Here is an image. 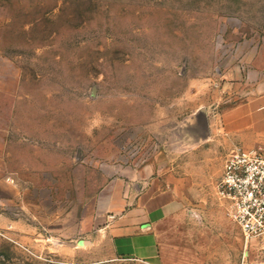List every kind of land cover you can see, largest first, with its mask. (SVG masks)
Listing matches in <instances>:
<instances>
[{
	"label": "rangeland",
	"instance_id": "1",
	"mask_svg": "<svg viewBox=\"0 0 264 264\" xmlns=\"http://www.w3.org/2000/svg\"><path fill=\"white\" fill-rule=\"evenodd\" d=\"M260 81L264 0H0V264H264L216 195L232 148L264 155V119L222 121ZM167 169L153 263L87 238Z\"/></svg>",
	"mask_w": 264,
	"mask_h": 264
},
{
	"label": "crops",
	"instance_id": "2",
	"mask_svg": "<svg viewBox=\"0 0 264 264\" xmlns=\"http://www.w3.org/2000/svg\"><path fill=\"white\" fill-rule=\"evenodd\" d=\"M256 86L258 90L264 89V81H260ZM193 116H201L205 122L207 121V127L212 129L213 119L208 111L198 110ZM260 119H264V98L250 99L223 114V130L226 134L252 130ZM163 174L165 176L162 178L166 179V182H163L165 188L153 189L155 186L153 187L151 182V191L144 192L140 189L134 196L128 189L123 191L118 189L120 187L118 184L112 185L99 202L96 230L87 238H105L112 256L153 263L157 254L154 226L167 216L176 203L175 191L169 188V170L165 172L162 170Z\"/></svg>",
	"mask_w": 264,
	"mask_h": 264
},
{
	"label": "built area",
	"instance_id": "3",
	"mask_svg": "<svg viewBox=\"0 0 264 264\" xmlns=\"http://www.w3.org/2000/svg\"><path fill=\"white\" fill-rule=\"evenodd\" d=\"M216 195L244 242L264 235V155L232 148L216 184Z\"/></svg>",
	"mask_w": 264,
	"mask_h": 264
}]
</instances>
